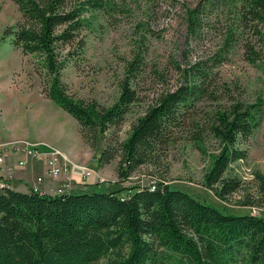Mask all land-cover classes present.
Returning <instances> with one entry per match:
<instances>
[{"label":"trees","instance_id":"obj_1","mask_svg":"<svg viewBox=\"0 0 264 264\" xmlns=\"http://www.w3.org/2000/svg\"><path fill=\"white\" fill-rule=\"evenodd\" d=\"M13 1L21 18L3 34L11 36L24 54L39 59L48 76V97L78 121L81 136L93 147L107 133H116L140 101L139 56L125 68L118 99L106 108L74 97L61 79L62 70L83 53L85 40L79 35L90 21L89 13L113 10L115 1ZM240 1L245 0H207L188 10V40L199 41L209 32L207 11ZM247 1L253 8L236 13L235 21L246 23L251 17L264 23V0ZM261 30L254 28L253 34H262ZM240 34L230 24L211 58L188 61L185 67L177 63L183 82L148 103L127 138L105 147L97 157L99 164L110 163L119 153L117 174L121 182L128 181L142 165L160 163L168 145L185 136L200 152L209 153L211 163L203 184L215 196L226 200L241 190L242 178L230 168L247 157L241 141L260 125L264 99L250 103L236 99L212 78L224 55L239 43ZM244 47L251 62L262 59L250 39ZM203 100L216 106L200 114L197 103ZM210 136L218 146L208 152L204 143ZM254 177L264 203V173L255 171ZM155 185L154 189L122 186L108 192L57 194L4 188L0 191V264H101L102 260L107 264H264V215L227 213L168 183Z\"/></svg>","mask_w":264,"mask_h":264},{"label":"rangeland","instance_id":"obj_2","mask_svg":"<svg viewBox=\"0 0 264 264\" xmlns=\"http://www.w3.org/2000/svg\"><path fill=\"white\" fill-rule=\"evenodd\" d=\"M114 1L113 10L89 13L90 21L79 35L85 40L83 53L61 74L74 97L97 101L106 108L118 99L125 68L136 56L142 60L138 80L140 101L132 106L116 133H107L93 147L81 136L78 121L48 97V76L41 70L39 59L24 54L15 46L11 36L3 34L19 21L21 13L13 0H0V155H4L6 161L12 153L22 154L17 161L12 157L10 165L23 168L26 164L18 163L27 157L22 149L29 144H41V148L45 144L60 150L67 158L70 171L69 178L62 176L64 185L58 188V192L59 189L69 193L108 192L122 186L143 187L165 182L227 213L264 215V203L257 195L254 177L255 171L264 173V113L254 133L241 141L247 157L234 162L230 168L242 178L243 187L226 200L215 196V192L203 184L204 173L211 163L209 153L200 152L185 136L168 145L159 158L160 163L142 165L128 181L121 182L117 174L119 153L104 166L97 161L105 147L117 146L119 141L127 138L134 120L148 103L156 100L161 92L174 89L183 82L175 65L185 67L188 61L211 58L218 51L221 37L230 24L238 27L240 41L214 68V84L223 89L226 86L232 97L249 103L260 97L264 99V23L259 24L251 17L246 23L235 21L236 13L253 7L245 0L237 2L236 6L224 5L215 11H207L204 19H209V32L204 33L199 41H189L186 13L207 0ZM254 28L262 29V34L254 35ZM247 38L262 59L251 62L247 58L244 47ZM197 105L200 114L216 106L210 100L200 101ZM204 144L208 152L218 146L212 136L207 137ZM69 155L81 164L78 179L73 176L75 166ZM38 160L39 170L43 173L45 163ZM2 169L0 179H5ZM46 177L51 178L47 189L53 191L59 181L46 174L39 176L38 182H43ZM248 199L255 204H243ZM101 264L107 263L102 260Z\"/></svg>","mask_w":264,"mask_h":264},{"label":"crops","instance_id":"obj_3","mask_svg":"<svg viewBox=\"0 0 264 264\" xmlns=\"http://www.w3.org/2000/svg\"><path fill=\"white\" fill-rule=\"evenodd\" d=\"M63 150L66 151L65 148ZM12 157L16 158V161H17V159L22 157V154L12 153L9 157L6 158V161L3 164L4 166H3L2 171H3L4 178L7 179V182L12 186L13 189L17 191H22V192H29L30 189H34V190H41L49 194L59 193L58 188L64 185L62 176L56 179V181H59L58 187L54 189L53 191H50L49 189H47V186L49 185L51 181L49 179L51 178L46 177V179L43 182H38L39 176L46 175V168L44 166H43V170H44L43 173L40 172L39 170L40 164H38L40 162L38 159L33 158L32 156H27L25 157V161L27 162L25 163L26 164L25 167L22 168V167L16 166L15 168H13V166L10 165L11 162L13 161ZM69 157H70L73 167L75 166L73 170L74 171L73 176L78 179L79 178L78 174L80 173L81 164L76 162L72 155L71 156L69 155ZM8 160H11V161H9L6 164ZM52 180L54 181V179Z\"/></svg>","mask_w":264,"mask_h":264},{"label":"built area","instance_id":"obj_4","mask_svg":"<svg viewBox=\"0 0 264 264\" xmlns=\"http://www.w3.org/2000/svg\"><path fill=\"white\" fill-rule=\"evenodd\" d=\"M41 144H29V146H26L22 149L23 153H25L26 156H32L36 157L38 159H42L45 163L46 168V174L49 177L58 178L60 176H66L69 178V171L70 166L69 163H67L66 156L58 149L54 148L50 145H45V148H38V146ZM1 154V153H0ZM5 162V156L0 155V174L2 165ZM26 161L20 160L19 165H24ZM39 181H42V178H39ZM156 183H152L149 186L154 189L156 187ZM11 185L7 182L5 179H0V191L4 188L10 187ZM64 192L62 189H59V193Z\"/></svg>","mask_w":264,"mask_h":264}]
</instances>
